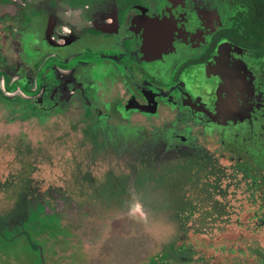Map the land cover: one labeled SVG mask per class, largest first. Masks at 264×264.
I'll return each mask as SVG.
<instances>
[{
  "label": "flooded vegetation",
  "instance_id": "flooded-vegetation-1",
  "mask_svg": "<svg viewBox=\"0 0 264 264\" xmlns=\"http://www.w3.org/2000/svg\"><path fill=\"white\" fill-rule=\"evenodd\" d=\"M0 1L3 29L25 36L34 29L42 46L38 61L24 62L6 56L0 41L5 95L50 116L78 95L89 101L78 121L94 143L125 145L133 156L140 143L155 149L156 170L138 163L123 183L79 186L87 200L78 205L143 207L154 197L170 205L158 178L162 158L182 152L204 150L237 176L258 173L249 168L264 158V20L243 0H56L42 10V24L30 15V0ZM4 14L14 22L4 23ZM148 172L158 175L155 188L142 183ZM41 192L53 201L50 214L77 206L61 187Z\"/></svg>",
  "mask_w": 264,
  "mask_h": 264
},
{
  "label": "rangeland",
  "instance_id": "rangeland-1",
  "mask_svg": "<svg viewBox=\"0 0 264 264\" xmlns=\"http://www.w3.org/2000/svg\"><path fill=\"white\" fill-rule=\"evenodd\" d=\"M50 2L56 0H30V15L36 16L37 24H42V10ZM2 4L0 1V10ZM9 9H4L6 14ZM6 14L4 23H13ZM66 18L67 22L75 20L72 15ZM3 26L0 22V41L5 43L2 49L6 56L38 61L42 46L33 41L34 29H27L25 36L22 31L9 33ZM5 94L0 90V182L9 179L0 184V218L13 212L16 191L27 177L33 181L30 187L39 190L61 187L77 206L62 207L60 214H50L53 201L47 200L52 207L44 206L43 212L38 209L25 221L9 219L4 221L7 226L0 224V264H264V209H258V198L254 204L249 202L244 182L235 192L230 184L228 195L216 197L227 202L226 213L205 215L210 217L206 220L196 216L187 219L185 239L180 238L183 228L170 206L156 205L158 197L143 207L134 201L121 207L112 200L83 208L78 204L87 199L80 196L79 186L88 192L94 184L103 186L110 179L130 178L129 168L138 166L134 156L145 153L147 144L140 143L142 151L137 150L133 156L125 145H105L100 139L94 143V132L83 129L78 121L90 107L89 101L78 95L60 113L50 116L34 113L32 106L15 100L16 95ZM147 165L144 170H150ZM14 179L17 183L12 185ZM228 182L230 179H223L222 186ZM190 199L193 203L196 200L193 192ZM206 203L202 211L211 213L210 203ZM194 208L202 209L197 205ZM193 227L202 231L193 233ZM172 243L183 247L179 259L168 250Z\"/></svg>",
  "mask_w": 264,
  "mask_h": 264
},
{
  "label": "trees",
  "instance_id": "trees-1",
  "mask_svg": "<svg viewBox=\"0 0 264 264\" xmlns=\"http://www.w3.org/2000/svg\"><path fill=\"white\" fill-rule=\"evenodd\" d=\"M243 1L247 8L256 10L258 14L262 15V19L264 20V0ZM132 149L137 150L133 147ZM193 152L194 151L182 152L179 153L178 156H165L162 158L163 168H165L166 171L163 172L160 177L154 172H148V174L144 176L145 178L143 180V176L137 177L138 181L141 182L142 180V183H148L150 188H155L158 184V180H156L157 176L159 179L161 178V181L163 182V197L164 199H168L171 203L169 205L170 211L173 213L172 215L174 217L178 218L179 224L183 228V236L180 238H187L188 228L185 222L187 219L195 218V216L203 219L205 215L214 217V212L219 213L217 216L222 215L224 212L226 213L225 208L227 206V202H222L216 197H225L228 195L230 184L233 185V190L235 192V190L240 187V183L244 182L246 190L249 192V202L254 204L258 198V209H264V158L260 161H256V164L249 168L250 171H252V169H258V173L244 172L242 176H237L236 174H230L225 171V167L219 165L216 161L211 159L204 150H198L195 154H193ZM145 154V158H140V156L135 157L136 162L148 163L147 167H149V169H152V171L153 169L156 170L157 157L155 149L147 145ZM150 164L152 165L149 166ZM133 167L136 166H132L131 168ZM225 178L230 179V182H228L225 186H222V180ZM7 179L9 178L4 179L0 182V184L3 185L7 183ZM124 179L125 177H121V179L117 178L115 180L110 179L107 183H123ZM14 180L11 182L12 185L17 183V180ZM31 181L32 180L27 177L26 180L23 181L24 186L16 191V201L13 204L14 208H12L13 212L5 217L1 216L0 220H2L3 223L0 224L2 226L8 225V223H4L6 220L11 219L19 223L21 221H25L30 214L38 209L42 210V212L44 211V206L46 205L47 200L43 196L40 197V194L42 193L41 190L35 187H30L33 182ZM193 185L195 186L192 187ZM191 191L196 196L194 203L190 199L192 193ZM43 193L45 194V192ZM254 196L257 197L255 198ZM207 199H212L208 202L210 203L208 207H210L209 210L211 213H205L202 211L206 210L204 209L206 207L202 206L206 203ZM196 205L202 209L194 208ZM207 218L210 217H205V220ZM193 228L194 229L191 230L193 233H199L202 231V229H198L197 227ZM181 248L183 247H176L174 243L168 246V250L176 258H178V252Z\"/></svg>",
  "mask_w": 264,
  "mask_h": 264
}]
</instances>
